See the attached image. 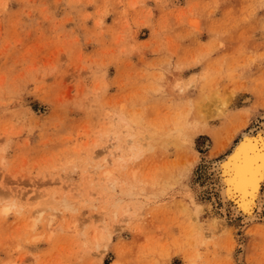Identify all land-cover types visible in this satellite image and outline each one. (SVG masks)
<instances>
[{
  "label": "rangeland",
  "instance_id": "obj_1",
  "mask_svg": "<svg viewBox=\"0 0 264 264\" xmlns=\"http://www.w3.org/2000/svg\"><path fill=\"white\" fill-rule=\"evenodd\" d=\"M263 117L264 0H0V264H264L213 176Z\"/></svg>",
  "mask_w": 264,
  "mask_h": 264
},
{
  "label": "bare ground",
  "instance_id": "obj_2",
  "mask_svg": "<svg viewBox=\"0 0 264 264\" xmlns=\"http://www.w3.org/2000/svg\"><path fill=\"white\" fill-rule=\"evenodd\" d=\"M262 121L256 133H244L225 157L218 162L215 161L213 176L214 174L216 176V192L222 203L221 214L224 215L221 222L241 218V224L245 227L264 217V117ZM110 171H106L105 175L110 176ZM9 209L10 207H6L4 213L9 212ZM41 210L40 208V212ZM33 212L35 213V210ZM55 216L54 214L48 216V225L52 224Z\"/></svg>",
  "mask_w": 264,
  "mask_h": 264
}]
</instances>
